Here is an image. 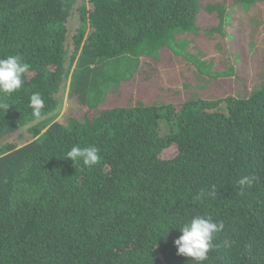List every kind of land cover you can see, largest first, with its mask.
<instances>
[{"label":"trees","instance_id":"trees-1","mask_svg":"<svg viewBox=\"0 0 264 264\" xmlns=\"http://www.w3.org/2000/svg\"><path fill=\"white\" fill-rule=\"evenodd\" d=\"M165 54L187 61L181 93L142 95L138 76ZM8 55L31 67L0 111V264H194L164 226L205 213L225 229L204 264H264V0H0ZM69 78L89 113L57 120ZM219 79L237 87L205 96ZM125 85L132 99L106 107ZM21 132L23 145L9 140ZM76 145L98 147L99 163L64 160ZM249 174L260 182L241 195Z\"/></svg>","mask_w":264,"mask_h":264},{"label":"clouds","instance_id":"clouds-1","mask_svg":"<svg viewBox=\"0 0 264 264\" xmlns=\"http://www.w3.org/2000/svg\"><path fill=\"white\" fill-rule=\"evenodd\" d=\"M30 65L26 63L20 55H8L0 58V111L8 113L13 105L9 101L14 93L19 92L23 88V78L30 70ZM29 107L31 115L35 120L43 118V110L45 109V99L39 92H33L29 97ZM100 149L96 146L81 147L79 145L71 147L64 160H72L74 166L82 163L84 166L91 168L97 165L101 159ZM260 182V178L256 174L243 176L239 181L240 194L243 195V189L247 187L252 189ZM217 189L213 187L211 190L201 189L197 199H216ZM169 228H178L182 233L178 239L174 241L178 249V255L190 258L194 264H204L209 259V253L215 251L217 245L215 243L218 235L225 229L223 220L214 221L212 216L205 214H196L182 222L181 227H176L169 221ZM234 241L225 240L223 246L231 248Z\"/></svg>","mask_w":264,"mask_h":264},{"label":"rangeland","instance_id":"rangeland-1","mask_svg":"<svg viewBox=\"0 0 264 264\" xmlns=\"http://www.w3.org/2000/svg\"><path fill=\"white\" fill-rule=\"evenodd\" d=\"M211 2H215L217 0H210ZM204 16L202 15L200 20L203 19ZM203 24H207L203 22ZM199 43H205L203 39L198 40L197 44ZM71 50H74V47L71 48ZM206 50L210 51L212 53V56L218 57L219 52L214 51L211 48H207ZM246 55V54H245ZM242 56V60H240L239 63L242 62L244 64V73L241 74V77L243 78L245 74L249 71V67H251L256 59V54L251 57V63L250 61L246 58V56ZM243 58H245V61H243ZM147 62V61H146ZM146 62L143 64V70L146 71L149 67V63ZM145 66V69H144ZM222 67V65H221ZM188 64L187 61L180 57H174L170 54H165L164 57L158 62V65L154 68V71L152 72V77L151 80L147 79L148 75L150 74L149 70L144 73V75L138 76L140 79L143 81L141 83V86L139 87L141 94H146L147 90L145 88H149V93H153L155 88L157 90H169L166 93H170L173 91H179L177 93H181V89H179L177 86L180 85V82L182 81V78H186L188 76V70H187ZM243 68V67H242ZM247 70V72H246ZM248 75V74H247ZM249 77V76H248ZM147 79V80H146ZM229 80H222L219 79L217 80L218 83L213 84L208 86V89L206 90L205 93H203L205 96H219V95H224V93L231 92V89L236 88V84L232 83L231 81L228 82ZM69 85H70V78L68 80L63 81L62 85V91L60 95V106L57 109V114L59 115L57 120H69L71 118L74 119H81L85 115L89 113L88 109L86 107H83L79 104L78 100L73 97H69ZM131 87L130 86H124L122 90L119 93H112L111 95L108 96L106 100V107H112V106H121L126 104L130 99H132V93H131ZM137 100H142V96H137ZM49 117V116H48ZM25 134L24 132L22 133H17L13 136V139H9L10 141L12 140L13 142H17L21 145H23L24 140H20L19 136ZM177 154L176 148H170L166 150L163 153V157H168L171 158L172 156Z\"/></svg>","mask_w":264,"mask_h":264}]
</instances>
